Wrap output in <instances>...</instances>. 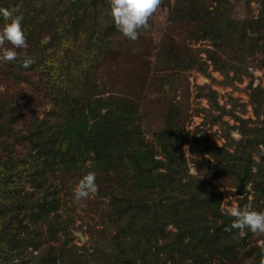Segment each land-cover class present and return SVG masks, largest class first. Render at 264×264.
Returning <instances> with one entry per match:
<instances>
[{
    "label": "trees",
    "instance_id": "16d2710c",
    "mask_svg": "<svg viewBox=\"0 0 264 264\" xmlns=\"http://www.w3.org/2000/svg\"><path fill=\"white\" fill-rule=\"evenodd\" d=\"M260 2L258 19L251 20L254 36L258 35L255 41L248 43L252 44V51L258 45L255 43L258 39L263 41L257 47L264 51V0ZM0 8L15 9L23 16L22 26L28 46L16 61L4 62L1 67L18 80H28L21 75L22 72L37 71L45 80L44 89L55 107L48 119H35L21 135L18 134L29 145L28 151L17 153L12 144L2 141L0 264H66L69 256L64 249L55 251L50 244L42 245L46 237L37 222L55 212L58 206L57 191L52 188L49 173L58 166H71L80 158L91 159L92 168L115 161L132 168V174L128 175L133 183L134 197L110 193L109 223L113 232L106 246L109 248L92 246L90 252L98 264H226L225 259L237 260L247 255H251V264H264V238L261 244L252 243L241 254L240 248L249 232L246 230V235L241 237L237 229L225 230L233 218L219 209L217 190L200 181L191 188V183L183 180L197 179L187 174L185 156L178 153L180 134L172 122L175 110L168 116L167 127L156 137L166 161L154 160V150L142 148L140 130L131 128L135 112L128 111L125 99L117 101L110 96L102 99L85 94L94 83L91 72L100 61L102 52L120 32L109 15V0H0ZM184 15L186 10L183 9L181 20L185 19ZM175 19L179 18L175 16ZM205 24L199 35L218 45L222 31L215 18ZM44 38H47L46 42L41 43ZM198 51L188 49L180 64L182 69L205 72L206 59L212 61L214 69L225 74L230 68L236 70L238 67L211 50H207L202 60ZM25 53L34 58L28 68L19 66ZM178 73L167 75L169 83L160 82L165 91L177 80ZM210 99L216 103L215 93ZM251 100L256 114H259V108L264 104V89L254 90ZM217 107L220 106L217 104ZM12 116V104L2 99L0 120ZM7 130L0 128V136L10 137ZM251 133L255 138L263 136L260 140L264 143V128L253 129ZM253 139L249 137L246 145L240 142V150L234 152L222 149L223 154L218 153L214 156L215 161L210 162L211 168L229 173L234 171L245 175V180L252 179V163L245 149L254 142ZM210 147V139L201 136L194 137L191 143L194 153L203 154ZM261 173L258 177L261 178L260 184L255 189L263 197L264 169ZM207 212L211 219H206L204 214ZM20 215L34 224L27 222L22 226ZM52 222L48 223L46 232L47 237L53 239L61 228ZM167 225L176 230L166 231ZM20 226L22 234L18 232ZM67 233V240L71 239L72 231ZM33 250L36 253H32ZM86 258L83 259L85 264L89 260Z\"/></svg>",
    "mask_w": 264,
    "mask_h": 264
},
{
    "label": "rangeland",
    "instance_id": "374dc122",
    "mask_svg": "<svg viewBox=\"0 0 264 264\" xmlns=\"http://www.w3.org/2000/svg\"><path fill=\"white\" fill-rule=\"evenodd\" d=\"M183 9L186 10V15L181 20ZM260 10V0H161L158 10L149 19V27L140 29L137 40H128L121 32L113 36L109 47L102 52L100 61L91 72L94 83L85 91L86 95L92 97L106 99L110 96L117 101L125 99L128 111L135 112L131 128L140 130L141 142L146 143L142 148L153 149L154 160L166 161L156 137L158 132L167 127L168 116L175 110L172 122H175L180 134L178 153L182 152L185 156L187 174L197 179L183 180L191 183V188L198 181L213 186L219 194V209L222 213L233 204H247L258 210L264 209V196H260L255 189L260 184L261 178L258 177L263 174L261 172L264 169V143L260 140L263 136L260 139L257 137V141L251 133L253 129L264 128V104L259 108V114H256L255 104L251 100L254 90L264 89V51L257 47L263 40H256L258 45L253 51L252 44H248L258 36H254L251 20L258 19ZM174 15L179 19L174 20ZM211 18H215L222 31L218 45L199 35ZM233 22L235 24L232 26ZM243 24L246 25L245 28ZM2 47L12 45L5 41L0 46ZM189 48L192 51L199 50L198 55L202 60L205 59L207 50L215 51L224 60L237 64L238 67L236 70L230 68L225 74L214 69L212 61L206 59L208 65L205 72L194 68L182 69L180 64ZM16 50L20 55L28 50V46ZM2 64L4 62L0 61V101L4 99L12 104L13 116L0 120V128H8L7 132L10 134L7 139L0 136V155H3L1 148L4 140L12 144L17 153H22L30 148L18 134L21 135L31 121L48 119L55 107L44 89L45 80L37 71L22 72L21 75L28 80H18L8 75V71L1 67ZM176 72H179L177 80L165 91L160 82L169 83L167 75ZM214 93L216 103L210 99ZM197 136L211 141L210 149L203 154L192 152L191 143ZM249 137L254 138V142L245 149L252 163V179L245 180V175L234 171L229 173L224 169L211 168L210 162L215 161V155L223 154V150H240V146L247 144ZM91 164V159L80 158L71 166H58L49 173L53 180L52 188L57 191L58 206L55 212L43 216L37 224L46 237L42 245L50 244L55 251L64 249L69 256L66 264H85L83 259L86 257L85 260L89 258L86 264H98L96 259H92L90 252L92 246L109 248L106 246L113 232L109 223L112 210L110 193H124L128 196L134 194L133 183L128 175L132 174V168L126 163L115 161L93 168ZM87 171H95L99 190L94 196L78 201L73 196V189ZM241 180L242 195L238 185ZM204 215L206 219H211L208 212ZM21 217L23 218L22 215L18 216ZM21 221L22 226L28 222L26 218ZM49 222L61 228L53 239L47 237L46 227ZM18 230L22 234L21 226ZM70 230L72 238L67 240V231ZM175 230L172 225L166 227V231ZM248 232L245 244L239 251L241 254L250 244H261L264 238V234ZM77 233H81L84 239ZM83 247L88 249L85 251ZM32 253H36V250ZM224 262L251 264L252 258L247 255L237 260L225 259Z\"/></svg>",
    "mask_w": 264,
    "mask_h": 264
},
{
    "label": "clouds",
    "instance_id": "9594fccd",
    "mask_svg": "<svg viewBox=\"0 0 264 264\" xmlns=\"http://www.w3.org/2000/svg\"><path fill=\"white\" fill-rule=\"evenodd\" d=\"M160 4L161 0H109V15L115 28L128 40L135 41L139 38L140 29L149 27V19L156 13ZM22 20L23 16L17 10L0 8V46L5 41L12 45L0 48V61H16V49L27 47ZM46 39L41 43H45ZM33 63L34 58L25 53L19 61V66L28 68ZM98 190L95 171H87L75 184L73 196L79 201L94 196ZM225 215L233 218L226 231L237 229L241 237L246 235V230L264 234V209L258 210L247 204H233L226 208Z\"/></svg>",
    "mask_w": 264,
    "mask_h": 264
},
{
    "label": "water",
    "instance_id": "95a60500",
    "mask_svg": "<svg viewBox=\"0 0 264 264\" xmlns=\"http://www.w3.org/2000/svg\"><path fill=\"white\" fill-rule=\"evenodd\" d=\"M141 143H142V146L146 145V143L143 141ZM238 185H239V193H240V195H242L243 194V182H242V180L240 181V183ZM77 234H78V236H80L81 239H84V237L81 235V233H77Z\"/></svg>",
    "mask_w": 264,
    "mask_h": 264
}]
</instances>
